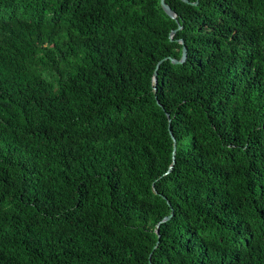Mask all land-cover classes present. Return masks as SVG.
<instances>
[{"label":"trees","instance_id":"obj_1","mask_svg":"<svg viewBox=\"0 0 264 264\" xmlns=\"http://www.w3.org/2000/svg\"><path fill=\"white\" fill-rule=\"evenodd\" d=\"M189 1L0 0V264H264V0Z\"/></svg>","mask_w":264,"mask_h":264},{"label":"water","instance_id":"obj_2","mask_svg":"<svg viewBox=\"0 0 264 264\" xmlns=\"http://www.w3.org/2000/svg\"><path fill=\"white\" fill-rule=\"evenodd\" d=\"M182 1H184V2H186V3L194 4V5L197 4V1H195V2H190L189 0H182ZM160 4H161V7L163 8V10L167 13V15H169L171 18H173V19H175V20L177 21L176 13L174 12V10L171 9V7H170L169 5L165 2V0H160ZM180 28H181V25H179V26L177 27V29H180ZM175 32H176V29H173V30H171V32L169 33V38H170L171 40H172V37H173V35H174ZM178 41H179L180 43H183V40H182V39H178ZM186 56H187V49H186V46L183 45V47H182V51H181V56H180L179 59H177V58H172V57H165V58H163V59H160V60L157 62L156 67H155V70H154V72H153V77H152V79H153V83H154V84H153V89H154L155 91H156V89H157V69H158L160 63H161L163 60H165V59H170V61H171L172 63H175V64L183 63V62L185 61V59H186ZM157 103H158L159 106H162L158 101H157ZM166 116L168 117V119H169V121H170L169 113H168V112H166ZM169 133H170L171 138H172V141H173V151H172V162H171L170 166L168 167V170H167L166 173L170 172L171 169H172L173 166H174V161H175V149H176V140H175V137H174V135H173V133H172V131H171L170 129H169ZM171 216H172V213H170V214H168V215L162 217V219L156 224V229H155V231H156L157 233H158V227H159L160 223L169 220V219L171 218Z\"/></svg>","mask_w":264,"mask_h":264}]
</instances>
